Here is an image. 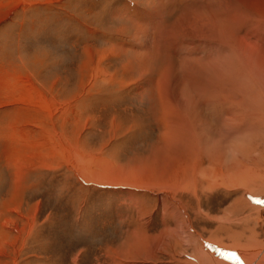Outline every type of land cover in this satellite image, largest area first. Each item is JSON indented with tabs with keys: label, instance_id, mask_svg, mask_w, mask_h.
I'll list each match as a JSON object with an SVG mask.
<instances>
[{
	"label": "rangeland",
	"instance_id": "obj_1",
	"mask_svg": "<svg viewBox=\"0 0 264 264\" xmlns=\"http://www.w3.org/2000/svg\"><path fill=\"white\" fill-rule=\"evenodd\" d=\"M190 15L228 32L182 31ZM189 50L217 68L180 87L182 128L164 123L156 81L183 77ZM111 169L134 186L96 179ZM253 173L264 0H0V264H226L212 247L243 243L262 255L264 186L255 200L232 185Z\"/></svg>",
	"mask_w": 264,
	"mask_h": 264
},
{
	"label": "bare ground",
	"instance_id": "obj_2",
	"mask_svg": "<svg viewBox=\"0 0 264 264\" xmlns=\"http://www.w3.org/2000/svg\"><path fill=\"white\" fill-rule=\"evenodd\" d=\"M223 2H224V0H223ZM189 17H190V19L189 20H186L185 28L184 29L181 28L180 22L177 21V23H176V25L174 27L176 29H173V30L175 31V30L181 28L182 31H184V30H191L192 31L193 30L196 33H198V31L201 30L202 31V32L200 31L201 33H203V32H209L208 34H210V32L213 31V32H216V33L219 32L221 35H225L228 32L227 29L222 28V27H219L218 25L216 26V24L211 23L209 20L204 19L207 16L206 17H202V16H198V15H190ZM209 17H210V15H209ZM214 22H216V21H214ZM190 52H192V51L189 50V51L185 52V54L182 56L181 61H180V67H181V69L179 68V70L180 71L181 70L183 71V77L181 76L180 78H183V80H181L178 77L180 74L178 75L177 73H175L177 71H173L171 69L170 70L171 72H169L168 69H166L164 72H165V75H167V78L164 76L160 80L156 81L157 84H158V91H157L158 104L160 105L161 109L164 110V111H168V110L171 111V110H173L171 113L168 112L167 115H164V119H163L164 120V123H168V116L171 117V115H174V116H172L173 117V119H172L173 124L175 126H178V127H182L183 126L182 128H185V127L188 126V124H189L188 119L185 118L184 115L183 116L181 115L180 118L177 117V115H178V112H177L178 109H174V108L171 107L172 104L178 105V104L184 103V100L186 99V97L183 96V93H182V96H180L181 95L180 94L181 91H179L180 87L183 88L182 87L183 84H185L188 81V83L190 84V86H195L196 88L198 87V88H202L203 89V87L205 86V83H204V77L205 76L203 77L205 71H207V70L209 71V69H211V71L213 72V70H215L217 68V66H215V61H214L213 64H211V62H209L210 61L209 60L208 62H209L210 65H206V64H203L204 62L201 64V62H199V60H196V59L192 60V58L190 56V54H191ZM222 63L223 62H221L219 64H221L222 67H223V64ZM144 67L145 66L142 64V68H144ZM168 86H169V89H168ZM202 89H199V90H202ZM187 103H188V101H187ZM174 113H176V114H174ZM179 130H177V131H179ZM168 132L169 131H166L165 133L167 134ZM189 132L190 131L187 130V133H189ZM170 138L171 137H169V139H168V135H167V138H166L167 139V141H166L167 147H169L171 144H173L174 148L177 149V150H179L180 149L179 146L181 145V142H180V139H179L180 137H175L172 134V138L171 139ZM195 147H196V145H195ZM166 166L160 167L158 169L159 170L158 172H155V170H153V173H150L149 172L150 173V177L152 176V179H151L152 182L153 181H157V180L167 181L166 178L161 177V176H164V175L167 174V171L168 170H164V169H168L167 162H166ZM217 178H218V176H217ZM118 181H119V183H122V184H127L129 182V181H126L124 177H119L118 178ZM239 182H241V183L239 184ZM261 182H262V184L264 186V175L261 176L260 173H256V174L253 173L252 175H248V177L246 179H244V181L243 180L235 181L232 185H235V186H238V185L245 186L246 185V187H247L248 190H245V191H249L250 193H253V197H254L253 199L259 200L256 194L261 193L262 190L259 191V192H254V191L252 192L251 189L254 190V186H256V188H258V189L259 188L262 189ZM252 185H253V187H252ZM146 186H148V185L140 186V187L141 188H144ZM165 186H167V185H165ZM213 186H214V184H213ZM238 187H240V186H238ZM172 195L174 196L173 193H172ZM173 196H172V199H173ZM258 202H260V201H258ZM180 204H181V202H180ZM180 204L177 203V205L181 208V205ZM244 204H246L245 205L246 207H248V208L250 207V205H249L250 203L249 202H246ZM260 205H261V203H260ZM253 206H254L255 209H259V206H257V205L256 206L253 205ZM262 206H264V205H262ZM247 217H249V216H247ZM210 244H206V245H210ZM250 245L248 243H243V244H241V246L238 245V247H233L231 250H229L230 249V246H229L228 248H226L229 251L228 250L227 251L226 250L223 251V250H220L219 248L216 249V247H212V253H215V256L218 257V260H221L224 263L227 262L226 264H264V251H263V254L261 255L260 254V251L250 250L249 249ZM222 249H223V247H222ZM239 249H241V250L239 251ZM218 251H219V254L220 255L217 254ZM210 255H212V254H210ZM219 264H220V262H219Z\"/></svg>",
	"mask_w": 264,
	"mask_h": 264
},
{
	"label": "crops",
	"instance_id": "obj_3",
	"mask_svg": "<svg viewBox=\"0 0 264 264\" xmlns=\"http://www.w3.org/2000/svg\"><path fill=\"white\" fill-rule=\"evenodd\" d=\"M87 166V165H86ZM89 167V166H88ZM79 168H81V170H82V173L83 174H85V172H86V168H84L83 169V166H81V167H79ZM107 171V170H106ZM108 172H110V175H109V173L106 175V176H104V177H102V178H96L98 181H100V182H107V183H111V184H121V183H119V182H111L110 181V179H112V176L113 177H115V175H113L116 171H114L113 169H111V170H108ZM107 180H109L110 182H108ZM123 185H129V186H131V187H133L134 185L133 184H131V183H127V184H123Z\"/></svg>",
	"mask_w": 264,
	"mask_h": 264
}]
</instances>
